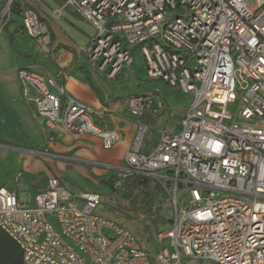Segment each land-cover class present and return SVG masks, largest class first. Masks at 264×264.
I'll return each mask as SVG.
<instances>
[{"label": "built area", "instance_id": "1", "mask_svg": "<svg viewBox=\"0 0 264 264\" xmlns=\"http://www.w3.org/2000/svg\"><path fill=\"white\" fill-rule=\"evenodd\" d=\"M255 1L252 9L248 0H66L51 11L61 18L72 8L89 23L94 35L79 51L108 79L130 68L137 50L147 78L193 97L178 132H160L147 154L142 117L154 96L124 100L135 134L110 186L142 176L167 193L170 227L156 241L170 246L162 247L159 264H182V256L264 264V0ZM38 3L0 0V31L19 12L21 31L57 63ZM16 76L46 129L94 136L105 150L118 142L116 129L96 123L90 108L65 93L61 71L44 76L24 68ZM183 193L189 199L179 205ZM99 205L97 194H73L57 177L29 207L0 188V232L18 246L22 264H153L136 235L99 215Z\"/></svg>", "mask_w": 264, "mask_h": 264}, {"label": "crops", "instance_id": "2", "mask_svg": "<svg viewBox=\"0 0 264 264\" xmlns=\"http://www.w3.org/2000/svg\"><path fill=\"white\" fill-rule=\"evenodd\" d=\"M37 8L40 18L49 28L53 53L60 54L57 63L44 57L34 40L21 31L19 12H15L0 31V165H6V171L0 175V188L16 193L20 204L26 207L31 206L34 195L44 189L47 180L56 177V173L61 171V161L91 164L95 168H108L110 171H118L122 167L124 155L130 149L135 134V121L124 105L128 96L153 94L154 101L149 111L153 109L156 113L165 108L178 107L179 122L193 99L192 95L175 89L182 97L169 100V92L163 94V90L156 86L159 82L165 83L154 79L149 80L154 86L145 87L147 82L144 81L140 94L124 96L116 84L126 78V69L110 80L79 51L94 35L93 28L91 31L78 28L69 13L62 14L61 18H53V0H39ZM65 27L73 31L74 35H67ZM24 68L44 76L61 71L59 83L65 93L90 108L95 113L96 123L116 129L120 135L118 142L105 150L101 141L94 136L74 137L60 129H46L37 117L34 106L22 97L16 71ZM50 90L57 93L55 88ZM184 99L187 102L181 108L179 104ZM162 131L176 133L175 129L169 130L165 126L158 136ZM100 175L107 176V171Z\"/></svg>", "mask_w": 264, "mask_h": 264}, {"label": "rangeland", "instance_id": "3", "mask_svg": "<svg viewBox=\"0 0 264 264\" xmlns=\"http://www.w3.org/2000/svg\"><path fill=\"white\" fill-rule=\"evenodd\" d=\"M53 1L55 9L57 10L62 7L66 0ZM248 5L253 9L256 7V1L248 0ZM68 13L78 28L91 31L89 23L75 10L66 8L63 10L62 14L66 15ZM65 29L67 35H74L73 31L68 30L66 27ZM136 48L139 49V46ZM131 55L132 63L130 68L125 71L124 77L126 78L121 79L118 82L119 84H116V88L120 87V93L124 96L134 93L140 94V87L145 82H147L145 87L155 85L145 76V64L139 51L132 50ZM139 80L140 83H138ZM156 86L163 90V94H168L169 92L167 95L169 100L182 97L178 93L179 91L168 85L159 82ZM186 102V99H184L182 103L179 104L182 106L181 108L184 107ZM179 111L180 108L176 107L175 109L165 108L156 113L152 109L144 113L142 122L147 127V134L143 139L142 153L147 154L155 148L158 132L165 128V126L169 128V130L175 129V131L178 132ZM145 147L147 148L146 150L144 149ZM60 163L61 171L56 173L60 185L73 194H79L81 192L97 194L100 197V205L96 209V212L131 230L150 255L152 263L159 264L157 258L162 247L169 248L170 246L168 239L163 240L161 243L156 241V234L160 231L165 232L170 227L169 221L172 218V211L167 193H164L161 187L153 181H150V187L153 189L152 193L143 197L138 194V189L132 190L125 182L122 183L121 188L113 190L109 184L110 178L112 176H117L118 171H110L108 168H106V170L105 168H95L91 166V164L81 165L79 163H64L62 161ZM5 167L6 165L4 167L0 165V175L6 171ZM98 171L102 172L99 173ZM104 171H107V176L100 175ZM164 194H166V196H164ZM146 199L154 200V204L151 208L143 204ZM188 199V193H183L179 197V205H182ZM151 219H154V221ZM181 263L208 264L202 261L192 260L185 256L181 257Z\"/></svg>", "mask_w": 264, "mask_h": 264}, {"label": "trees", "instance_id": "4", "mask_svg": "<svg viewBox=\"0 0 264 264\" xmlns=\"http://www.w3.org/2000/svg\"><path fill=\"white\" fill-rule=\"evenodd\" d=\"M151 180L142 176H133L125 181L132 190L138 189L142 197L152 193L150 187ZM164 192V191H163ZM166 196V194H164ZM148 207H152L154 200L146 199L144 203ZM154 221V219H151ZM170 222V221H169ZM0 264H22V255L18 246L4 233L0 232Z\"/></svg>", "mask_w": 264, "mask_h": 264}]
</instances>
